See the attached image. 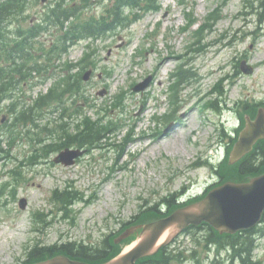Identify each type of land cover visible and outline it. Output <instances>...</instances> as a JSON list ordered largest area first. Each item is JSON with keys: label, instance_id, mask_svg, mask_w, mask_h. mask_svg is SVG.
<instances>
[{"label": "rangeland", "instance_id": "rangeland-1", "mask_svg": "<svg viewBox=\"0 0 264 264\" xmlns=\"http://www.w3.org/2000/svg\"><path fill=\"white\" fill-rule=\"evenodd\" d=\"M50 1L27 0L25 24L38 21ZM161 1L160 11L149 12L131 26L95 40L88 49L86 42H82L62 54L78 62L76 70H81L85 63L80 59L88 50L94 51L91 57L94 64H89L94 68L88 80L82 79L81 94L63 96L62 102L54 103L52 112L50 107L41 110L37 118L39 127L31 119L19 123V133L11 148L3 140L2 147L8 149L4 157H8L0 158L1 180L10 179L8 171L16 165H20L24 178L13 187L15 197H9L5 205L0 204V264L23 261L39 241L99 244L124 221L131 220L140 205L162 203L167 197L176 201L182 191L191 189L192 193H200L221 180L205 161L212 156L218 161L225 155L231 134L239 125L243 104L264 101V7L260 5L261 0H250L253 5H245V0H227L222 18L212 25L207 22L208 14L223 0H186L190 5L195 3L194 15L198 21L188 31H182L186 20L179 0ZM92 5L89 11H100L98 0ZM16 24L18 20L10 23L11 36ZM199 24L207 27L197 38L194 31ZM153 29H157V34L150 37ZM51 39L47 31L37 39L36 46L40 47L41 42L47 44ZM142 49L144 54L140 53ZM165 57L169 61L166 67L163 66ZM184 63L190 69V76L193 75L192 83L180 84L179 107L172 121H154L153 114L160 117L172 109L169 93L175 78L171 74ZM242 66L247 67V72ZM42 76L43 71L33 72L30 82L21 84L13 98L3 100V105L18 99L22 106H27L41 92H46L54 80L55 85L63 81L61 72L57 79L43 82ZM148 76L152 78L144 91L129 90L133 82L139 84ZM220 80V89H213ZM122 89L125 90L123 108H111L112 98ZM213 100L219 110L204 108L205 103ZM89 102L96 103V107ZM4 106L0 120L3 114H8ZM106 111L125 124L111 134L108 141L112 144L85 153L71 166L53 161L59 151L48 158L31 159L43 144L56 140L47 138L45 124L55 126L65 122L75 127V117L70 114L85 113L97 119V112L102 115ZM12 121L10 115L5 122L0 121V131L3 133L9 128ZM167 127H170L165 132L167 136L160 139ZM128 130L132 139L125 141ZM175 139L186 151H172L167 143L171 145ZM69 183L83 193V200L73 206L75 212L71 218H63L62 213L50 212L56 211L50 197L55 188L62 189ZM21 197L27 199L25 209L19 207ZM35 210L50 213L48 222L38 225L41 230L34 229ZM256 242L255 258L264 260V236H258ZM195 244L190 235H184L175 246L178 250L192 249ZM198 249L202 264H227L231 254L227 250L218 254L216 249L206 254L203 248ZM186 261L184 264H197L194 260Z\"/></svg>", "mask_w": 264, "mask_h": 264}, {"label": "trees", "instance_id": "trees-1", "mask_svg": "<svg viewBox=\"0 0 264 264\" xmlns=\"http://www.w3.org/2000/svg\"><path fill=\"white\" fill-rule=\"evenodd\" d=\"M65 1L66 0H57L54 7L47 12V17L43 22L58 27V35L56 36V40H54V52L57 51L59 54L67 52L72 45L80 40L103 37L118 28L127 27L132 21L143 15L138 11L145 13L147 11L158 10L160 5L159 0H107V3L103 5L104 10L101 13L102 15L100 14V17H97L95 14L83 15L85 7L89 6L92 0H82V2L74 4H67ZM101 1L103 2L106 0ZM225 2L226 0H224V3ZM260 3L261 6L264 7V0H261ZM19 8V2L16 0L0 3V102L3 97L1 91H5L8 88V84L10 88H13L14 84L20 80L18 75L22 80H25L32 69L27 68L26 63H16L15 58L18 57L22 60H30L34 54L32 48L30 50L32 39H34L42 29L46 28V26L44 27L42 24L38 25V29L36 26H33L29 28L20 39H16L11 43V40H9L4 33V24L10 17L19 11ZM127 10H129L128 13H126ZM219 16L217 9L213 10L207 18V21L210 23L215 22ZM204 28L205 25H200L195 33H201ZM2 60L9 61V65L1 64ZM187 72L188 70L185 69L183 65L178 68L176 74L178 84L187 78ZM6 77L9 78L8 81H6ZM80 82L81 77L78 73L66 76L65 80L51 88L48 94L43 95L37 101V105L47 104L51 99L62 100L66 92L70 91V93H72L79 91ZM175 87L176 84L173 88V92L176 93ZM253 106L254 105L250 106L246 103V106L243 105L242 108L246 112L249 111V109L255 108V106ZM10 109L12 112L16 113L15 118L21 120L29 119L33 110V108L18 110L17 106L13 108V104L10 106ZM114 124L113 120H92L89 117H85L81 122L76 124L73 130L67 124L58 125L56 130L60 131L62 135L51 149L48 150L49 145L44 146L42 149L43 154L48 155L50 151H57L63 147L70 146L88 149L100 146L106 134L113 130L112 127ZM236 139L237 136L233 138L232 142L234 143ZM263 172L264 139H261L253 151L245 155L235 164L230 165L228 160L223 162L221 164L220 175L222 180L232 179L243 181ZM1 194L2 191L0 195ZM78 197L77 191H72L68 188L64 190L56 189L54 191V198L62 204L61 208L66 211L68 210V206ZM165 203L168 208L167 211H163L158 205L148 206L142 208L134 220L128 224L159 218L170 213L179 205L176 203L175 199L169 197H167ZM249 231L251 232V230H246L235 235L222 236L217 233V242L219 246L225 247L227 244H230L234 250L233 259L230 261V264H236L235 258H237L241 264H258L253 260L254 241L250 236L248 237L244 234V232ZM164 250L165 248L154 256L141 259L139 264H169L170 256ZM119 251V245L114 244L110 237L105 238L100 246H92L82 242L55 243L43 246L35 245L31 252H29L27 262L43 260L57 253L69 254L73 257L85 259L90 262H100L111 258Z\"/></svg>", "mask_w": 264, "mask_h": 264}, {"label": "water", "instance_id": "water-1", "mask_svg": "<svg viewBox=\"0 0 264 264\" xmlns=\"http://www.w3.org/2000/svg\"><path fill=\"white\" fill-rule=\"evenodd\" d=\"M144 87V86H143ZM264 138V109L261 108L255 120L247 117L245 128L231 152V162L241 158L253 149L258 139ZM80 151L62 152L56 161L67 164L74 162ZM26 206L25 199L21 200ZM264 211V174L249 182H228L212 190L202 201L177 209L170 216L161 218L142 226L136 244L110 261L98 264H136V260L155 253L189 224L202 221L211 223L221 232L235 233L238 230L255 226ZM133 229H128L117 240L128 236ZM168 232V235H166ZM32 264H90L85 261L71 259L59 254L50 259Z\"/></svg>", "mask_w": 264, "mask_h": 264}, {"label": "bare ground", "instance_id": "bare-ground-1", "mask_svg": "<svg viewBox=\"0 0 264 264\" xmlns=\"http://www.w3.org/2000/svg\"><path fill=\"white\" fill-rule=\"evenodd\" d=\"M166 57H167V56H166ZM166 57L164 58V62H163V66H165V67L169 64V61H165ZM187 115H188V113L185 111V112H184V117H186ZM166 136H167V133L161 135L160 139H163V138L166 137ZM167 144H168L169 146H171L172 151H173L174 153H179L180 150H182V149H184V150L186 151V149L183 147L182 143L179 142L177 139H175V140L173 141V144H171V145H170V143H167Z\"/></svg>", "mask_w": 264, "mask_h": 264}]
</instances>
